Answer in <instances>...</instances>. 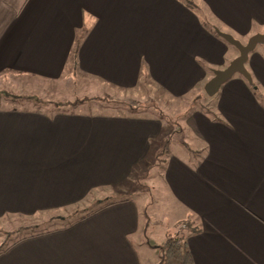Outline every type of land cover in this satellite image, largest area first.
Masks as SVG:
<instances>
[{
	"label": "crops",
	"instance_id": "crops-1",
	"mask_svg": "<svg viewBox=\"0 0 264 264\" xmlns=\"http://www.w3.org/2000/svg\"><path fill=\"white\" fill-rule=\"evenodd\" d=\"M217 30L242 42L264 33V0H0V79L150 86L181 104L182 122L0 106V227L93 198L84 218L1 234L0 264H159L147 259L172 232L195 264H264V46L246 64L252 84L236 74L198 107L238 56Z\"/></svg>",
	"mask_w": 264,
	"mask_h": 264
},
{
	"label": "rangeland",
	"instance_id": "rangeland-1",
	"mask_svg": "<svg viewBox=\"0 0 264 264\" xmlns=\"http://www.w3.org/2000/svg\"><path fill=\"white\" fill-rule=\"evenodd\" d=\"M248 40H244V42L241 40L239 41H241L243 44H247ZM263 46L264 44L259 45L258 49H262ZM237 52L239 56V51L237 50ZM48 86L45 84L32 85L26 82H14L0 79V106H37L41 108L51 107L62 109H75L78 107H84V112H89L91 111L90 108H92L94 110H101L104 113L108 112L118 115L140 114L147 117L163 116L164 118H167L169 122H171L170 125L172 126L175 124L177 126L178 124H182V122H180L181 118L179 116L173 115L172 111L173 109L178 108L177 106H181V104H173L172 101L165 100L161 94H159L154 88L150 86L143 85L133 91H125L113 88H106L101 91H97L96 89H93V87H98L96 84L82 77L71 78L65 83L50 85L49 88H47ZM208 99L209 96L204 89L198 98V107H209L207 104ZM194 101H197V99H194ZM185 105L186 107L188 106V104H184V107ZM174 129H177V127ZM174 134L175 133H172L171 135ZM180 139V135H176V137H174L172 144L173 150L175 149L177 142H180ZM165 146H167L166 142L164 143V148ZM163 154H165V152H163ZM157 158L153 156L150 164L153 166L157 164ZM164 158L166 157L164 156ZM158 168L159 167L157 166L155 168L153 167V170L150 172V175H153V178L156 177ZM143 181L140 180V183L137 181H131L130 184L134 185V188L136 187L141 189L140 184L145 183ZM120 196L121 195L118 194L111 195L109 200L112 202L115 200L114 198H121ZM92 202L93 198L89 199L86 203L76 209L69 210L67 212L38 216L32 221L23 222L22 219H7L5 223H3L4 225L0 227V235L2 234L3 236L7 237L6 242H11L17 238L31 234L32 226L28 229H24V227H20L22 225L25 226L27 224L26 226H28V224L33 225L46 223L41 225V228H51L54 222L55 225L62 224V222H58L57 220L52 221L56 217L60 216L66 218V223H68L70 220L87 214L82 210L90 206ZM98 206L99 203H95L93 207L97 208ZM174 234L175 232L171 233L173 236ZM182 236L184 237V234ZM4 242L5 241L2 243ZM152 245L155 247L154 243ZM153 249L154 255L152 256L151 254V258L150 256L148 257V263H151L152 261L156 263L160 262L161 260V254L158 253L159 250L156 248Z\"/></svg>",
	"mask_w": 264,
	"mask_h": 264
},
{
	"label": "water",
	"instance_id": "water-1",
	"mask_svg": "<svg viewBox=\"0 0 264 264\" xmlns=\"http://www.w3.org/2000/svg\"><path fill=\"white\" fill-rule=\"evenodd\" d=\"M217 32L223 39L239 51V56L235 58L226 69L214 72V77L205 86V91L209 97L215 96L221 87L236 74L243 76L252 84L253 78L247 70L246 64L250 54L257 48V46L264 44V33L253 35L248 40L247 44H243L230 34L223 33L219 30H217Z\"/></svg>",
	"mask_w": 264,
	"mask_h": 264
},
{
	"label": "trees",
	"instance_id": "trees-1",
	"mask_svg": "<svg viewBox=\"0 0 264 264\" xmlns=\"http://www.w3.org/2000/svg\"><path fill=\"white\" fill-rule=\"evenodd\" d=\"M91 212L81 217L84 218ZM158 249L161 251L159 264H195L188 243L181 233L168 237L165 243L159 246Z\"/></svg>",
	"mask_w": 264,
	"mask_h": 264
}]
</instances>
